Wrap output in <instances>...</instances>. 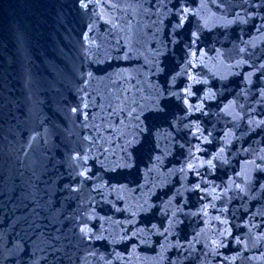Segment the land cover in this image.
Segmentation results:
<instances>
[{
	"label": "water",
	"instance_id": "95a60500",
	"mask_svg": "<svg viewBox=\"0 0 264 264\" xmlns=\"http://www.w3.org/2000/svg\"><path fill=\"white\" fill-rule=\"evenodd\" d=\"M79 2L0 0V264H264V0Z\"/></svg>",
	"mask_w": 264,
	"mask_h": 264
},
{
	"label": "snow or ice",
	"instance_id": "6c2138e0",
	"mask_svg": "<svg viewBox=\"0 0 264 264\" xmlns=\"http://www.w3.org/2000/svg\"><path fill=\"white\" fill-rule=\"evenodd\" d=\"M79 7L81 9H87L89 7V5L87 3L84 2V0H80L79 2ZM188 12L187 8H180L177 12V21H176V26L177 29H181L184 27L185 23H186V14ZM181 13H184L185 15H181ZM190 36L193 38L198 39L197 37V32L192 31L190 33ZM196 40L192 39L189 41V47L191 46L192 43H195ZM192 55H195V53H192ZM189 66H194L191 64V62H189ZM161 73H164V69L160 70ZM169 77H172V72H168L167 73V78L166 81L163 83V86L161 89L157 90V103L150 108L147 112H144L142 117H137V119H142L144 121L143 125H137L140 135L144 138H148L151 137L155 131V124L154 121L162 114L165 113L166 110L169 109V102H171V98L175 97L176 99H180V94L178 92H176L174 90L175 86H176V82L175 79H169ZM188 79L192 80L194 83H198V81L195 80V77L189 76ZM184 93L186 95H191V91L189 87H186L184 89ZM188 101L184 100L183 104L187 105ZM85 107H87V105H85ZM72 112H77L78 109L77 108H72L71 109ZM174 118V117H173ZM196 134L193 133V136H195ZM135 140V138H133ZM143 145V141L140 142H129V144L127 145V149H126V156H125V163H124V167L128 168V167H135L136 166V160H137V154L138 151L141 149ZM199 150V148L197 149ZM211 163V162H209ZM189 168H192V165H189ZM79 175L84 176V173H80ZM198 187V185H197ZM81 232H84V229H81Z\"/></svg>",
	"mask_w": 264,
	"mask_h": 264
}]
</instances>
